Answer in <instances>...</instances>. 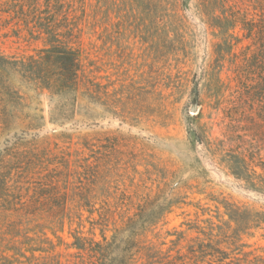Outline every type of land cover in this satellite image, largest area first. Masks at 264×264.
<instances>
[{
    "label": "rangeland",
    "instance_id": "374dc122",
    "mask_svg": "<svg viewBox=\"0 0 264 264\" xmlns=\"http://www.w3.org/2000/svg\"><path fill=\"white\" fill-rule=\"evenodd\" d=\"M88 2L77 94L37 86L46 66L7 77L21 105L0 94V264H81L75 235L111 239L132 218L143 244L186 252L198 230L235 225L228 205L264 211V52L240 22L229 28L231 8ZM229 2L260 20L259 0ZM46 47L0 12L1 54L30 64ZM17 114L36 126H16ZM242 236L250 258H264V227Z\"/></svg>",
    "mask_w": 264,
    "mask_h": 264
},
{
    "label": "trees",
    "instance_id": "16d2710c",
    "mask_svg": "<svg viewBox=\"0 0 264 264\" xmlns=\"http://www.w3.org/2000/svg\"><path fill=\"white\" fill-rule=\"evenodd\" d=\"M221 1L223 5L231 8L229 9L231 16H226L230 21L229 28L240 22L246 38H254L264 52V3L259 0L258 8L261 15L260 20L255 22L244 17L245 11H242L236 2L231 4L230 0ZM89 4L88 0H0V12L12 14L22 21L32 34L42 36L47 45L42 50L44 55L29 58L31 66L26 61L11 60L0 53V94H3L1 97L5 95L2 98L3 105H8L9 101L15 103V100L21 105V98L23 99L20 91L10 86L7 77L10 75L17 77L20 73L29 75L44 66L46 67L39 76V84L35 82L37 86L57 95L65 94L67 91L77 94L85 73L83 68L85 48L81 38L90 15L87 10ZM67 82L71 84H66ZM70 88L75 92L70 91ZM26 117L28 116L17 114L16 126L24 125L27 128L36 126L34 118H30L27 122ZM4 181L5 178L0 170V190L8 188L7 182ZM170 205L167 204V208L159 210L157 216L147 221L161 218L170 211ZM227 210L231 221L235 222L233 227L231 224L226 225L230 231L224 227H220L217 232H214V228L209 232L200 229L198 231L203 233L204 237L193 239L194 243L187 244L186 252L179 249L173 254L174 248L163 251L156 249L155 245L143 244L142 239L139 238L140 232L135 234L132 232V224L135 223L133 218L120 228H116V233L111 239H108L104 232H102V241L94 237L75 235L71 247L84 252L81 264H133L137 254L143 249H147L146 264H264L263 257L250 258V252L243 249L247 244L242 241V233L245 231L264 227V211L233 205H228ZM89 212L93 214L90 209ZM141 214L142 217H147L149 210H141ZM51 229L56 234L55 229L53 227ZM145 229H141V234ZM180 237L182 232L179 233V240ZM27 250L34 253L39 248L31 247ZM84 256H87L88 260ZM78 263L74 262V264Z\"/></svg>",
    "mask_w": 264,
    "mask_h": 264
},
{
    "label": "water",
    "instance_id": "95a60500",
    "mask_svg": "<svg viewBox=\"0 0 264 264\" xmlns=\"http://www.w3.org/2000/svg\"><path fill=\"white\" fill-rule=\"evenodd\" d=\"M192 110L197 111V110H198V106H197V105H194V106L192 107Z\"/></svg>",
    "mask_w": 264,
    "mask_h": 264
}]
</instances>
